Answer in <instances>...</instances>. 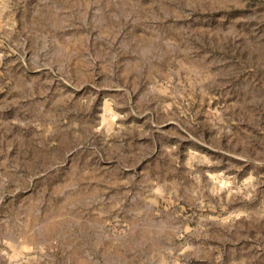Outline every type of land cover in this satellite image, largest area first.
<instances>
[{
	"label": "rangeland",
	"instance_id": "1",
	"mask_svg": "<svg viewBox=\"0 0 264 264\" xmlns=\"http://www.w3.org/2000/svg\"><path fill=\"white\" fill-rule=\"evenodd\" d=\"M0 264H264V0H0Z\"/></svg>",
	"mask_w": 264,
	"mask_h": 264
}]
</instances>
